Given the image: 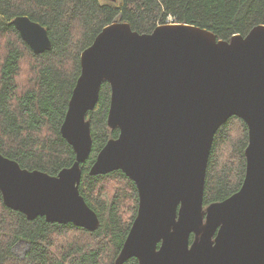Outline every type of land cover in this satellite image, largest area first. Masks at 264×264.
<instances>
[{
	"label": "water",
	"instance_id": "obj_1",
	"mask_svg": "<svg viewBox=\"0 0 264 264\" xmlns=\"http://www.w3.org/2000/svg\"><path fill=\"white\" fill-rule=\"evenodd\" d=\"M11 25L35 54L51 50L40 24L18 16ZM80 67L60 128L74 163L51 176L0 154L4 205L28 220L99 227L79 185L92 149L86 116L106 82L107 126L119 134L89 174L121 170L138 192L115 264L132 257L139 264H264V25L223 41L187 24L139 34L114 22L81 53ZM233 116L248 128L245 177L238 192L204 208L214 135Z\"/></svg>",
	"mask_w": 264,
	"mask_h": 264
},
{
	"label": "trees",
	"instance_id": "obj_2",
	"mask_svg": "<svg viewBox=\"0 0 264 264\" xmlns=\"http://www.w3.org/2000/svg\"><path fill=\"white\" fill-rule=\"evenodd\" d=\"M26 16L43 26L51 50L35 54L11 25ZM114 22L149 34L169 22L199 27L228 41L264 25V0H0V154L22 169L56 176L75 154L60 133L80 75V56ZM110 86L100 87L88 112L91 154L80 165L79 192L97 215L94 231L72 224L28 220L7 208L0 193V264H115L137 215L135 183L121 171L91 176L96 155L119 130L107 126ZM246 123L233 116L214 135L207 164L203 206L221 202L241 188L246 170ZM192 238V237H191ZM27 250L14 253L19 243ZM122 264H139L134 257Z\"/></svg>",
	"mask_w": 264,
	"mask_h": 264
},
{
	"label": "rangeland",
	"instance_id": "obj_3",
	"mask_svg": "<svg viewBox=\"0 0 264 264\" xmlns=\"http://www.w3.org/2000/svg\"><path fill=\"white\" fill-rule=\"evenodd\" d=\"M117 1H119V0H117ZM99 2L100 3H109L110 2V0H99ZM26 250H27V245L25 244V243H19V244H17L16 246H15V248H14V253L18 256V257H22L24 254H25V252H26Z\"/></svg>",
	"mask_w": 264,
	"mask_h": 264
},
{
	"label": "built area",
	"instance_id": "obj_4",
	"mask_svg": "<svg viewBox=\"0 0 264 264\" xmlns=\"http://www.w3.org/2000/svg\"><path fill=\"white\" fill-rule=\"evenodd\" d=\"M170 23V22H169Z\"/></svg>",
	"mask_w": 264,
	"mask_h": 264
}]
</instances>
